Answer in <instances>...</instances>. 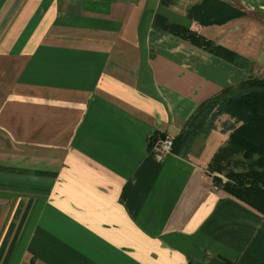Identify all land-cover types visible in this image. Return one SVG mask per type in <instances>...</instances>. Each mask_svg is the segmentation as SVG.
Returning a JSON list of instances; mask_svg holds the SVG:
<instances>
[{"label": "crops", "instance_id": "1", "mask_svg": "<svg viewBox=\"0 0 264 264\" xmlns=\"http://www.w3.org/2000/svg\"><path fill=\"white\" fill-rule=\"evenodd\" d=\"M249 76L264 0H0V264H264V212L206 170L232 120L150 146Z\"/></svg>", "mask_w": 264, "mask_h": 264}, {"label": "trees", "instance_id": "2", "mask_svg": "<svg viewBox=\"0 0 264 264\" xmlns=\"http://www.w3.org/2000/svg\"><path fill=\"white\" fill-rule=\"evenodd\" d=\"M226 19L228 17L218 23ZM165 29L234 65L242 66L245 62L234 51L215 44L188 27L166 23ZM222 115L232 120L228 125L221 122L220 130L228 133L227 139L213 153L206 170L214 186L264 212V77L249 76L238 86L223 89L199 104L181 131L173 136L170 152L187 156L195 139L216 129ZM157 139L154 137L150 146ZM214 173L222 175L225 180Z\"/></svg>", "mask_w": 264, "mask_h": 264}, {"label": "built area", "instance_id": "3", "mask_svg": "<svg viewBox=\"0 0 264 264\" xmlns=\"http://www.w3.org/2000/svg\"><path fill=\"white\" fill-rule=\"evenodd\" d=\"M172 146V137L168 135H164L163 138H159L153 145L157 151L161 153H170Z\"/></svg>", "mask_w": 264, "mask_h": 264}, {"label": "rangeland", "instance_id": "4", "mask_svg": "<svg viewBox=\"0 0 264 264\" xmlns=\"http://www.w3.org/2000/svg\"><path fill=\"white\" fill-rule=\"evenodd\" d=\"M241 167L238 165V169H240Z\"/></svg>", "mask_w": 264, "mask_h": 264}, {"label": "water", "instance_id": "5", "mask_svg": "<svg viewBox=\"0 0 264 264\" xmlns=\"http://www.w3.org/2000/svg\"><path fill=\"white\" fill-rule=\"evenodd\" d=\"M163 137H164V135L161 136V138H163Z\"/></svg>", "mask_w": 264, "mask_h": 264}]
</instances>
